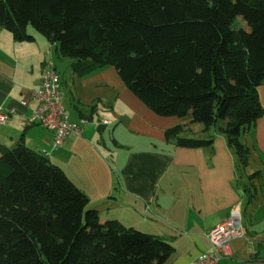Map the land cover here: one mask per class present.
<instances>
[{
    "label": "trees",
    "instance_id": "trees-1",
    "mask_svg": "<svg viewBox=\"0 0 264 264\" xmlns=\"http://www.w3.org/2000/svg\"><path fill=\"white\" fill-rule=\"evenodd\" d=\"M29 25L71 59L77 78L111 67L158 116H190L205 130L224 122L220 130L246 167L241 136L264 117L257 94L264 84V0L0 1V27L16 42L34 41ZM181 131H166V140L212 145V137L181 138ZM173 252L156 236L102 221L23 135L1 152L0 264H165Z\"/></svg>",
    "mask_w": 264,
    "mask_h": 264
},
{
    "label": "crops",
    "instance_id": "crops-1",
    "mask_svg": "<svg viewBox=\"0 0 264 264\" xmlns=\"http://www.w3.org/2000/svg\"><path fill=\"white\" fill-rule=\"evenodd\" d=\"M32 44L16 42L0 27V110L9 115L0 126V154L23 135L24 145L60 167L102 221L114 219L169 243L174 252L165 264H191L210 252L206 234L237 208L245 237L231 241V257L218 264H264V117L241 136L249 148L242 168L220 130L224 122L205 130L190 116H158L113 68L77 78L67 67L63 76L55 70L62 105L82 133L53 149L52 133L27 119L47 62L58 66L52 57L48 61V51L41 58L27 52ZM257 94L264 110V84ZM178 126L179 137H212V145L184 148L166 140L165 132Z\"/></svg>",
    "mask_w": 264,
    "mask_h": 264
},
{
    "label": "built area",
    "instance_id": "built-area-1",
    "mask_svg": "<svg viewBox=\"0 0 264 264\" xmlns=\"http://www.w3.org/2000/svg\"><path fill=\"white\" fill-rule=\"evenodd\" d=\"M32 97L37 101V106L27 122L29 125H37L52 133L53 149L62 147L69 135H81V126L69 121L62 105L59 75L50 62L43 71L39 91L33 93ZM22 105L27 106V103L22 102ZM8 122V113L0 110V126H5ZM206 237L211 246L210 252L201 254L191 264H218L221 259L230 258V242L245 237L240 210L234 208L228 219L211 229Z\"/></svg>",
    "mask_w": 264,
    "mask_h": 264
},
{
    "label": "rangeland",
    "instance_id": "rangeland-1",
    "mask_svg": "<svg viewBox=\"0 0 264 264\" xmlns=\"http://www.w3.org/2000/svg\"><path fill=\"white\" fill-rule=\"evenodd\" d=\"M239 24H240V22L238 20H235V26L237 27V26H239ZM27 32H28V34H30L34 37L33 44L31 47H29V49H27V52H29V53L32 52L33 54L37 55V57H39V55H40V58H41L43 56V55H41L42 52L48 51L49 54H48L47 59L49 61V59H51V57H52L53 62H55L56 66H58V69L55 68V70L59 74H61L63 76L62 72L64 71V69H67V67L71 71V69H70L71 59L62 58L56 49V47H57L56 45L49 44L46 41V39L43 36H41L39 33H37L31 25L28 26ZM25 52H26V48H25ZM34 72H36V71L34 70ZM78 109L83 111L80 108H78ZM66 111H67V109H66ZM197 125L202 126L201 124H197ZM217 127H219V125H216V126L212 127L211 129H214V128L216 129ZM105 132L107 133V130Z\"/></svg>",
    "mask_w": 264,
    "mask_h": 264
}]
</instances>
